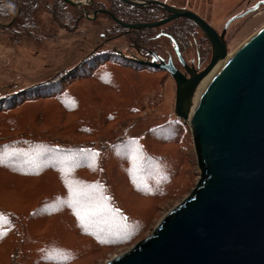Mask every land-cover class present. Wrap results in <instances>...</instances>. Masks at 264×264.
Returning a JSON list of instances; mask_svg holds the SVG:
<instances>
[{"label":"rangeland","instance_id":"1","mask_svg":"<svg viewBox=\"0 0 264 264\" xmlns=\"http://www.w3.org/2000/svg\"><path fill=\"white\" fill-rule=\"evenodd\" d=\"M159 1L194 11L220 34L229 19L258 5L229 25L228 55L264 26V0ZM89 15L81 35L38 14L39 35L0 37V95L34 88L25 92L32 99L0 111V264H106L151 236L200 178L191 128L172 122V76L145 66L159 58L138 53L113 28L110 40L101 36L112 22ZM194 30L184 56L197 65V45L209 46L205 68L211 44ZM101 42L113 57L115 48L143 55L142 64H125L120 55L92 73L73 70ZM160 44L166 61L172 56L181 66L175 44L165 36ZM90 58L82 64L92 66ZM11 122L19 131L6 129ZM21 135L33 137L28 146L14 138ZM30 147L37 157L23 154Z\"/></svg>","mask_w":264,"mask_h":264},{"label":"water","instance_id":"2","mask_svg":"<svg viewBox=\"0 0 264 264\" xmlns=\"http://www.w3.org/2000/svg\"><path fill=\"white\" fill-rule=\"evenodd\" d=\"M65 1L81 7L92 0ZM121 1L155 4L169 14L155 22H121L128 29L186 17L208 38L212 55L197 71L176 46L186 73L172 57L147 61L168 71L176 83L175 116L191 128L201 174L191 194L151 236L106 264H264V26L229 56L225 39L229 25L258 5L229 19L220 34L192 10L159 0ZM223 60L195 100L201 82Z\"/></svg>","mask_w":264,"mask_h":264},{"label":"trees","instance_id":"3","mask_svg":"<svg viewBox=\"0 0 264 264\" xmlns=\"http://www.w3.org/2000/svg\"><path fill=\"white\" fill-rule=\"evenodd\" d=\"M85 12L92 15L96 13V16L94 17L95 21L99 17L104 16L103 19H109L110 22H112L111 26L107 27L106 24H104L102 27H97L102 28L100 32L101 36L105 38L108 37L107 40H110L113 36L112 34H108L109 32L111 33L110 28H113L116 35H125L128 44L134 45L137 52L140 54L147 53L146 57L149 59H152V54H154V56L162 54L159 53L157 49L161 47L160 40L164 36L167 37V39H169L173 44L178 45L180 52L185 55V51H187L186 48L189 44L188 39H192L197 34L194 30V28H198L197 25L186 17H180L173 20V26H171V24H165L151 28H138L130 30L122 25L121 22L143 23L161 20L164 18V16H166L165 14L167 12L158 5H133L125 3L121 0H92L87 5L75 7L65 0H0V22H2L0 23V37H8L12 39L17 37L22 38V36H27L25 38H28L29 36L39 35V28L42 27L43 24L41 19H39L38 14H47L54 22L55 27L58 29L81 35L87 30V28L86 30L83 28L84 20L86 19ZM98 23L95 24L98 25ZM204 38L207 42V37L204 36ZM198 41H202V39H199ZM109 45L110 44L105 42L96 44L92 49L93 51H91L90 54L87 53L82 61L83 63L84 61L89 60L91 57L90 59L93 60V65L89 66L88 64L81 63L82 66H77L73 70L78 69L79 72L86 74H88V71L89 73H92L93 69L100 65L103 59H108V61L118 60L120 55H123L121 59H123L125 64L138 66L142 64V61L139 59L142 58L143 55L138 53H134V56H127L125 54H120V50L118 48H115L116 57H113V54L112 52L110 53V51H105L104 53L103 50L110 49ZM197 48H199L200 52L198 54L200 57L198 59L197 66L203 68L205 59L208 57L206 52L210 51V47L208 46V49L204 50L207 47L201 48V45H197ZM94 60L97 61L94 62ZM145 66L160 68L149 64H145ZM33 89L34 88H31L29 90L31 91ZM29 90L26 88L17 89L11 93L0 95V111H6L10 104L14 105L17 102L21 103L23 101L25 102L29 99H32V96H27L30 94L25 93ZM8 97H11L13 101L8 102L6 100ZM172 122L187 125L182 119L177 117H175ZM17 127L19 126L16 125L15 122H11L10 126H8L6 129H12L17 132L19 131L16 130ZM14 138H17L20 143L26 147L28 146L27 144H30V140L33 137L26 140L24 139L25 137L23 135ZM33 147L35 148L36 146ZM31 149L32 147L28 149V152L23 154L37 157L38 155L33 153ZM77 156L79 155H76V157ZM87 157H89V155ZM44 159L47 160L46 157Z\"/></svg>","mask_w":264,"mask_h":264},{"label":"flooded vegetation","instance_id":"4","mask_svg":"<svg viewBox=\"0 0 264 264\" xmlns=\"http://www.w3.org/2000/svg\"><path fill=\"white\" fill-rule=\"evenodd\" d=\"M152 5H155V4H152ZM169 15V14H168ZM91 16V15H90ZM93 16V15H92ZM164 19V18H163ZM191 20V19H190ZM192 21V20H191ZM152 22H155V21H152ZM199 28V27H198ZM208 39V38H207ZM176 46H178V45H175V47ZM179 48V47H178ZM212 48V47H211ZM181 53V52H180ZM175 54H176V52H175ZM135 55V54H134ZM183 55V57L185 58V60H186V57L184 56V54H182ZM177 56V55H176ZM155 57L156 58H159L158 59V61H166V59H165V57L162 55V54H158V55H155ZM172 57V56H171ZM199 57H200V55H198L197 56V59H199ZM173 58V57H172ZM169 59V58H168ZM177 59H178V62H179V64L181 65V66H179L178 64H176V62L174 61V59H173V61H174V64L181 70V71H183L184 73H186V70H185V68H184V66L182 65V63L180 62V60H179V58H178V56H177ZM186 62L190 65V66H194L195 68H196V70L197 71H201V70H203L204 69V67L203 68H201V67H199V66H197L196 64H195V62H188L187 60H186ZM169 74V73H168ZM170 75V74H169ZM188 75V77H190L189 76V74H187ZM173 78V77H172ZM202 83V82H201ZM200 86V85H199ZM199 88V87H198ZM198 90V89H197ZM197 92V91H196Z\"/></svg>","mask_w":264,"mask_h":264},{"label":"bare ground","instance_id":"5","mask_svg":"<svg viewBox=\"0 0 264 264\" xmlns=\"http://www.w3.org/2000/svg\"><path fill=\"white\" fill-rule=\"evenodd\" d=\"M229 56V55H228ZM224 60L223 61H220L218 62L215 67L212 69V71L205 77V79L202 81V83L200 84L197 92H196V95H195V100L198 98L197 96L198 93H201V91L204 90V87L207 85V83L209 82V80L213 77V75L221 68L222 64H223Z\"/></svg>","mask_w":264,"mask_h":264}]
</instances>
